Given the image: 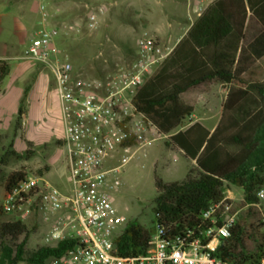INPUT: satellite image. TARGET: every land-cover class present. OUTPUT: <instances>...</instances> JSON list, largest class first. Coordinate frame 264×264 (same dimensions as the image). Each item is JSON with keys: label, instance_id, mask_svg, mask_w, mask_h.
Masks as SVG:
<instances>
[{"label": "trees", "instance_id": "obj_1", "mask_svg": "<svg viewBox=\"0 0 264 264\" xmlns=\"http://www.w3.org/2000/svg\"><path fill=\"white\" fill-rule=\"evenodd\" d=\"M250 13L264 28V0L214 1L135 97L136 108L167 135L165 144L181 150L194 166L182 179L165 181L156 177L153 226L129 220L115 240L117 253L129 256L145 252L158 225L166 226L169 236L189 230L198 234L206 226L203 211L226 198L231 186H237L243 190L244 198L240 202L227 198L240 212L231 234L222 239L218 255L229 264L264 258V216L256 195L264 185V77L254 75L256 59L244 44ZM83 14L74 8L68 16ZM68 19L67 13L61 11L57 23L62 25ZM11 67L9 59L0 58V88ZM215 84L228 85V92L218 125L212 131L193 120L196 105L188 95L194 90L209 92ZM29 91L30 85L25 87L13 120V138L0 157V185L5 192L27 175L44 176L52 168L46 164L35 172L5 170L11 158L30 159L36 153L31 141H26L27 148L22 152L14 146L16 137H23ZM188 118L190 124L183 129ZM8 216L0 202V264H47L50 257L60 255L71 245L61 241L29 250L28 240L35 227Z\"/></svg>", "mask_w": 264, "mask_h": 264}, {"label": "built area", "instance_id": "obj_2", "mask_svg": "<svg viewBox=\"0 0 264 264\" xmlns=\"http://www.w3.org/2000/svg\"><path fill=\"white\" fill-rule=\"evenodd\" d=\"M186 1L194 23L216 0ZM52 2L39 0L43 26L22 58L53 75L63 112L70 189L64 192L44 176L29 174L5 193L3 210L21 220L40 219L44 244L70 242L47 264H229L218 250L222 239L231 234L240 209H233L228 197L203 211L206 226L198 234L189 230L169 236L167 227L158 225L145 252L129 256L116 252L115 240L128 222L116 205L122 168L137 150L167 137L136 108L134 100L170 51L145 33L128 66L104 77L81 76L57 47L60 27L74 29L75 25L58 24L60 11ZM96 19L95 14L88 15L91 27ZM256 195L264 216V185ZM245 264H264V258Z\"/></svg>", "mask_w": 264, "mask_h": 264}, {"label": "rangeland", "instance_id": "obj_3", "mask_svg": "<svg viewBox=\"0 0 264 264\" xmlns=\"http://www.w3.org/2000/svg\"><path fill=\"white\" fill-rule=\"evenodd\" d=\"M52 6L67 13L69 19L63 24L75 25L74 29L67 28L65 24L60 27L57 47L61 55L68 57L77 66L81 76L91 78L104 77L128 66L135 57L139 38L145 33L155 36L164 49L171 52L176 46V39L185 36L193 24L189 19L186 0H87L85 4L71 0H53ZM74 8L85 14L82 17L68 16ZM86 14L96 15L95 27L89 25ZM42 26L39 0H0V58L9 59L14 69L17 66L35 68V63L22 56ZM244 44L256 59L254 75L264 77V28L251 13L247 20ZM36 66L38 71L46 70L47 74H52L51 70L39 64ZM26 72L12 86L7 78L0 89L1 92L7 90L6 95L1 96L3 105L0 108V120L3 122H9L17 114L26 83H32L34 74L28 78L29 70ZM227 92L228 85L223 84L213 85L209 92L192 91L188 98L196 105L193 120H202L205 116L210 121L217 116L219 119ZM37 104H44V110H41L38 118L30 115L25 119L24 131L28 137H33L44 129L51 134L49 143L34 146L36 153L30 159L11 158L5 170L10 172L26 169L35 172L37 168L50 164L52 168L44 177L66 192L70 189L66 149L55 142V138L62 134V111H53L49 107V97L36 99L29 96L25 103L28 113ZM214 122L206 124L211 128ZM189 124L188 118L182 128H187ZM13 133V122L0 130V157L13 138ZM165 140L168 138L158 139L140 148L122 168L123 185L117 194L116 205L127 216L128 221L137 219L141 224L152 227L155 218L154 199L157 196L156 177L165 181L182 179L190 168L191 160L181 150L167 146ZM18 148L19 151L22 150L20 142ZM231 187L236 192L233 200L242 201L243 190L237 186ZM4 196L5 190L0 185V202ZM8 218L19 219L13 214ZM26 221L30 228L35 227L27 244V248L33 250L44 244L45 227L38 223L36 217ZM155 232L154 229L152 235Z\"/></svg>", "mask_w": 264, "mask_h": 264}, {"label": "crops", "instance_id": "obj_4", "mask_svg": "<svg viewBox=\"0 0 264 264\" xmlns=\"http://www.w3.org/2000/svg\"><path fill=\"white\" fill-rule=\"evenodd\" d=\"M181 37L177 38L176 41H175V45H177V43L180 41ZM37 64H35V68H32V67H28L27 69L24 67V66H17L15 69L13 68V65L11 67V71H10V74L7 78L10 79V83H11V86L13 85V83H15L18 79L21 78V76L25 75L26 70H29V73H28V78L34 74V77L31 79L32 80V83L28 84L26 83V86L30 85V91H29V96L32 97V98H36V99H40V98H45V97H49L51 99V104H49V107H51L53 109V111H60L61 109V103H60V100L57 96V94L55 93V90H54V79H53V75L52 74H47L46 73V70H40L38 71L37 70ZM6 78V79H7ZM28 78L26 80V82H28ZM5 79V80H6ZM4 80V81H5ZM5 83V82H4ZM3 83V85H4ZM2 85V87H3ZM1 87V88H2ZM0 88V89H1ZM25 90V89H24ZM7 93V90H3L2 92L0 91V108L2 107V101H1V96L2 95H6ZM24 93V91H23ZM19 109V108H18ZM41 110H44V104L43 106L41 104H37L33 110L27 111V114L25 116V119L28 117V116H32L34 118H38L40 113H41ZM62 111V109H61ZM18 112V111H17ZM16 114L13 115V118L12 120H10L9 122H3L2 120H0V130L1 129H5L6 127L10 126L15 118ZM220 116H221V113H220ZM218 117V116H217ZM217 117L212 120V121H215L213 126L210 128L207 126L206 123L208 122H212L208 119L207 116H205L202 120L200 119H196V120H199L200 122H202L206 127H208L210 130H214L216 128V126L218 125V122H219V119H217ZM24 119V121H25ZM195 120V121H196ZM62 123H63V112H62ZM23 133H22V136H18L16 137L15 139V143H14V146L16 148V150L19 151V148H18V145H19V142H20V145H21V149L20 152L24 151L26 148H27V143L26 141H31L34 146H42V145H47L49 142L48 140L50 139V136L51 134L48 133L46 130H41L37 133V135L33 136V137H28L27 134L25 133L24 131V124H23V129H22ZM63 137H64V124L62 126V134L61 136L59 137H56L55 138V142L57 141H61V145L62 147H64L63 145ZM181 153L184 155V153L181 151ZM185 156V155H184ZM186 157V156H185ZM66 159H67V162H68V158H67V154H66ZM194 164V161L191 160V165L190 167ZM50 172V171H49ZM187 174V172H186ZM185 174V175H186ZM185 177V176H184ZM48 180V179H47ZM49 181V180H48ZM50 182V181H49ZM51 183V182H50ZM53 184V183H52ZM54 185V184H53ZM6 193V192H5ZM226 196L228 198H231V199H234L236 197V192L232 189V187H230L226 193Z\"/></svg>", "mask_w": 264, "mask_h": 264}]
</instances>
